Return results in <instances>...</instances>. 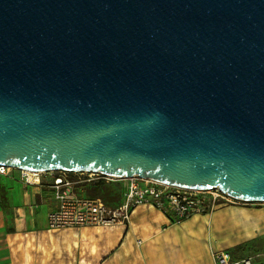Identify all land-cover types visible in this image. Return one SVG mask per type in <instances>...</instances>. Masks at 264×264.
<instances>
[{"label": "water", "instance_id": "obj_1", "mask_svg": "<svg viewBox=\"0 0 264 264\" xmlns=\"http://www.w3.org/2000/svg\"><path fill=\"white\" fill-rule=\"evenodd\" d=\"M0 166L264 202V0H0Z\"/></svg>", "mask_w": 264, "mask_h": 264}, {"label": "crops", "instance_id": "obj_2", "mask_svg": "<svg viewBox=\"0 0 264 264\" xmlns=\"http://www.w3.org/2000/svg\"><path fill=\"white\" fill-rule=\"evenodd\" d=\"M19 176L0 174V264H216L212 253H224L219 236L229 239L230 249L258 241L254 252L264 254V209L219 205L176 224L143 205L129 224L51 230L48 214L58 207L51 189L25 185ZM231 256L264 261L249 251Z\"/></svg>", "mask_w": 264, "mask_h": 264}, {"label": "built area", "instance_id": "obj_3", "mask_svg": "<svg viewBox=\"0 0 264 264\" xmlns=\"http://www.w3.org/2000/svg\"><path fill=\"white\" fill-rule=\"evenodd\" d=\"M19 173L20 181L28 186L47 184L58 207L48 214L51 230L66 228L101 227L129 224L134 209L150 205L173 216L180 224L197 214L212 213L219 205H241L248 203L237 200L220 189L189 190L172 187L153 180L138 177L118 178L99 173H76L66 171L34 173L0 166V174ZM45 175V179H42ZM120 183L126 181L121 201L116 206L107 205L101 198L81 197L75 192L77 186L98 182ZM216 264H264L253 259L234 262L228 252L212 254Z\"/></svg>", "mask_w": 264, "mask_h": 264}, {"label": "rangeland", "instance_id": "obj_4", "mask_svg": "<svg viewBox=\"0 0 264 264\" xmlns=\"http://www.w3.org/2000/svg\"><path fill=\"white\" fill-rule=\"evenodd\" d=\"M45 175H42V179L43 180H46L45 179ZM99 183V184H98ZM98 183H88V184H83V185H80V186H77L76 189H75V192H77V194L81 197H86V198H101L103 199L104 197L107 196V194L109 193L110 190H113L116 189V188H119V189H125L126 188V181L125 182H120V183H105V182H98ZM100 183H103L104 185H107L106 187L103 186L102 184ZM248 206L250 208H256V209H264V202L262 203H242L241 206ZM240 206V205H239ZM216 244L218 245V247H224L223 250L225 252H228L230 253L231 255H234V256H240L244 253H247V251H249V257H256V255L259 253L261 254V257L262 259H264V254L263 253H260V252H254V251H258V250H255L256 247L259 246V242L256 241L254 243H250L249 245H246V244H241V245H238L236 247H232L230 249L227 248V245H229V239L226 238V237H222V236H219ZM264 245V244H263ZM262 246V245H261ZM254 252V253H253ZM264 252V251H263ZM215 253V252H213ZM212 253V254H213Z\"/></svg>", "mask_w": 264, "mask_h": 264}, {"label": "trees", "instance_id": "obj_5", "mask_svg": "<svg viewBox=\"0 0 264 264\" xmlns=\"http://www.w3.org/2000/svg\"><path fill=\"white\" fill-rule=\"evenodd\" d=\"M100 184H102L105 187L107 186V185H104L103 183H100ZM123 191H124V189L122 190V189H119V188L114 189V191L110 190L109 193L107 194V196L104 197L102 200L107 205L116 206L121 201V197H122Z\"/></svg>", "mask_w": 264, "mask_h": 264}]
</instances>
